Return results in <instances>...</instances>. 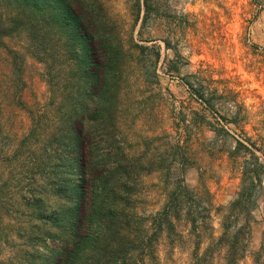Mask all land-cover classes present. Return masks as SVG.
Returning a JSON list of instances; mask_svg holds the SVG:
<instances>
[{
  "label": "rangeland",
  "instance_id": "1",
  "mask_svg": "<svg viewBox=\"0 0 264 264\" xmlns=\"http://www.w3.org/2000/svg\"><path fill=\"white\" fill-rule=\"evenodd\" d=\"M144 2L0 0V264H43L58 223L70 231L84 154L89 171L125 161L138 215L178 184L206 188L215 237L241 166L256 172L240 264H264V12L250 0ZM188 249L165 262L160 247V264H189Z\"/></svg>",
  "mask_w": 264,
  "mask_h": 264
},
{
  "label": "trees",
  "instance_id": "2",
  "mask_svg": "<svg viewBox=\"0 0 264 264\" xmlns=\"http://www.w3.org/2000/svg\"><path fill=\"white\" fill-rule=\"evenodd\" d=\"M250 6L264 12V0H250ZM189 90L195 92L191 85ZM195 97L204 102L202 93ZM240 107L234 123L242 128L246 117ZM245 141L256 150L249 139ZM237 143L247 149L242 140ZM89 158L84 154L74 163L81 185L76 191L73 226L68 232L67 224L60 221L56 227L60 234L46 238L56 246L45 245L43 264H160V247L167 248V262L176 248L186 245L189 264H240L246 258L245 234L252 212L246 201L259 182L256 172L241 166V188L224 210L221 233L215 237L212 216L220 210L206 188L190 190L178 184L164 194L158 211L138 215L134 179L120 172L126 168L125 161L111 164L108 157L101 158L93 164L95 170L89 171ZM260 252L254 253L255 263L260 261Z\"/></svg>",
  "mask_w": 264,
  "mask_h": 264
}]
</instances>
